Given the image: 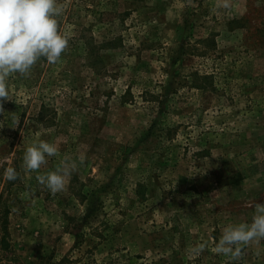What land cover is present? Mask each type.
Instances as JSON below:
<instances>
[{
  "label": "rangeland",
  "instance_id": "obj_1",
  "mask_svg": "<svg viewBox=\"0 0 264 264\" xmlns=\"http://www.w3.org/2000/svg\"><path fill=\"white\" fill-rule=\"evenodd\" d=\"M57 4L68 47L11 74L0 113V264H264V238L214 250L264 203V0Z\"/></svg>",
  "mask_w": 264,
  "mask_h": 264
},
{
  "label": "clouds",
  "instance_id": "obj_2",
  "mask_svg": "<svg viewBox=\"0 0 264 264\" xmlns=\"http://www.w3.org/2000/svg\"><path fill=\"white\" fill-rule=\"evenodd\" d=\"M60 12L57 0H0V113L4 112L3 101L9 97L11 74H28L41 57L55 63L68 47L67 35L58 28ZM57 151L56 144L45 140L28 146L23 156V167L26 170L40 169L46 158ZM72 170L74 166L63 165L39 179L55 193L64 189ZM18 175L14 167L4 171L8 180H16ZM260 238H264V203L255 204L251 223L225 226L214 250L235 258L241 254L242 245ZM206 246V242H201L194 250L201 252Z\"/></svg>",
  "mask_w": 264,
  "mask_h": 264
}]
</instances>
